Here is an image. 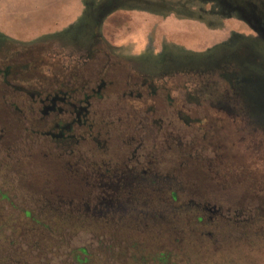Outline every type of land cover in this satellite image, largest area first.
<instances>
[{"label":"flooded vegetation","instance_id":"af4514ba","mask_svg":"<svg viewBox=\"0 0 264 264\" xmlns=\"http://www.w3.org/2000/svg\"><path fill=\"white\" fill-rule=\"evenodd\" d=\"M122 1L97 0L76 32L54 31L32 41L0 31V246L9 239L20 256L15 263L29 260L33 244L21 240L28 234L47 245L39 260L48 264L50 242L66 246L79 234L164 242L178 218L222 229L223 220L252 223L258 217L264 157L256 148L264 142L257 145L258 126L245 118L237 96L250 63L228 57L226 75L215 65L189 68L176 45L161 44L146 55L134 51L132 41L107 38L100 30L103 16ZM204 1L190 0L192 10H201ZM104 2L109 6L101 7ZM169 5L168 14L184 16V0ZM226 128L235 129L229 141ZM245 128L249 201L224 209L225 187L239 174L231 159ZM200 167L208 194L194 199L183 175ZM180 192L186 203L177 204ZM6 225L9 233L2 230ZM198 231L201 239L212 236ZM149 250L159 251L154 261L171 254L156 242ZM202 251L221 255L217 248ZM136 254L127 255L135 262ZM70 255L75 263L81 255L83 262L95 259L86 245Z\"/></svg>","mask_w":264,"mask_h":264},{"label":"rangeland","instance_id":"374dc122","mask_svg":"<svg viewBox=\"0 0 264 264\" xmlns=\"http://www.w3.org/2000/svg\"><path fill=\"white\" fill-rule=\"evenodd\" d=\"M172 1L144 0V3L139 4L135 1H122L123 6L114 7L112 11L109 10L111 13L108 11L103 16L100 30L112 40H127L129 43L132 41V49L146 55L158 51L161 44L176 45L178 48L174 46L177 48L175 52L188 61L189 68L212 67L213 70L215 65L218 71L227 75L231 65L223 64L225 59L240 55L241 60H248L250 64L247 65L243 74L244 80L241 81L244 89L239 91L237 96H240L241 106L247 110L243 113L245 118L254 121L258 126L257 145L264 142V0H207L201 10L197 11L192 10L190 0H184L186 6L183 7V17H174L167 13ZM156 2H159V5H156ZM95 3L97 0H0V30L18 37L33 36L32 34L55 21L63 9H75L77 5L81 8L78 18L57 30L75 31L83 13ZM101 5L105 8L109 3L104 2ZM157 6L161 7L162 12L153 11ZM44 34L27 40H38ZM225 131V139L229 141L235 129L226 128ZM249 132V129H242L238 136H247ZM248 147V139L241 138L238 148L234 150L236 153L231 161L235 163L239 174L225 187L223 197L228 201L225 202L224 209H228V206L233 209L238 207V204L247 205L249 201V186L248 182L244 181L250 169ZM256 154L264 157L263 145L256 148ZM206 173V169L200 167L183 175L191 192L188 194L194 199L201 198L205 192L208 194L205 190L208 185ZM243 173H246L245 177ZM185 194H178L177 204L186 203ZM210 195L215 199L218 196L216 191H212ZM255 202L259 211L258 217L254 218L252 223L236 221L228 224L223 220L220 222V229L215 223L200 227L194 219H189L185 225L184 219L178 218L175 221L176 230H168L171 234H165L164 242L159 241L160 238L126 240V237L113 238L108 234H105L103 239H92L89 234H79L66 246H59L55 240L53 246L52 242L48 245V264L75 263L74 259H71V249L83 245H86L88 252L95 254V259L83 262L84 256L81 255V262L75 264H264V191L257 194ZM204 213L209 215L210 211L204 209ZM8 227L6 225L2 230L9 233ZM191 229L196 233L193 234ZM198 230H210L212 236L201 239L198 237ZM21 240L24 244H33L26 264H42L39 255L45 253L47 245L44 246L37 236L30 237V234L22 236ZM152 242L160 245V250H164L162 252L171 249V254L167 256L160 252L159 257L165 258L163 262L158 261V258L153 260L152 256L159 251L150 252ZM132 243L137 244L133 249ZM0 248V264H18L15 259L20 256L12 251L9 239L1 241ZM206 248H217L221 255L215 252L207 255L206 251H202ZM42 249L45 250L41 251ZM128 253H137L138 259L134 262L133 255H127ZM140 257L143 258L142 261L139 260Z\"/></svg>","mask_w":264,"mask_h":264},{"label":"crops","instance_id":"0c3cea01","mask_svg":"<svg viewBox=\"0 0 264 264\" xmlns=\"http://www.w3.org/2000/svg\"><path fill=\"white\" fill-rule=\"evenodd\" d=\"M78 7V8H77ZM81 11V8L80 6H77L76 5V8L75 9H63V12L60 13L59 17L57 19H55V21H53L51 24H48L46 25L45 27L41 28L38 32L32 34L33 36H36V35H40L42 33H50V32H54V31H57V30H60L61 28H64L65 25H67L68 23L70 22H74L78 16L80 15V12ZM2 32V30H0ZM4 34H6L4 31H3ZM6 35L10 36V37H14V38H17V39H20V40H27L28 38L30 37H33V36H23V37H18L16 35H12V34H9L7 33Z\"/></svg>","mask_w":264,"mask_h":264},{"label":"trees","instance_id":"16d2710c","mask_svg":"<svg viewBox=\"0 0 264 264\" xmlns=\"http://www.w3.org/2000/svg\"><path fill=\"white\" fill-rule=\"evenodd\" d=\"M166 255V254H165ZM167 256V255H166ZM163 260H165V258L164 259H161V261L163 262Z\"/></svg>","mask_w":264,"mask_h":264}]
</instances>
